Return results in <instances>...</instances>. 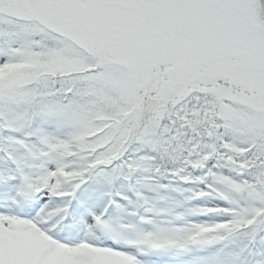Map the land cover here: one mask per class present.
I'll use <instances>...</instances> for the list:
<instances>
[{"label": "snow or ice", "instance_id": "obj_1", "mask_svg": "<svg viewBox=\"0 0 264 264\" xmlns=\"http://www.w3.org/2000/svg\"><path fill=\"white\" fill-rule=\"evenodd\" d=\"M0 264H264V0H0Z\"/></svg>", "mask_w": 264, "mask_h": 264}]
</instances>
